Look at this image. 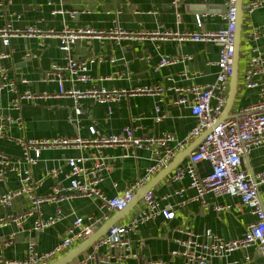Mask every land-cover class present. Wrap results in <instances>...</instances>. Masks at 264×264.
Masks as SVG:
<instances>
[{
  "label": "crops",
  "instance_id": "0c3cea01",
  "mask_svg": "<svg viewBox=\"0 0 264 264\" xmlns=\"http://www.w3.org/2000/svg\"><path fill=\"white\" fill-rule=\"evenodd\" d=\"M249 1L244 0V4ZM0 3L4 5L0 12V30L10 25L12 32L20 33V36L11 38L9 46H5L0 38V57L2 54H9L8 58H0V70H5L7 80L14 82L16 87L15 91L5 90L0 93V155H6L16 162L14 170H8L0 181V195L22 187V173L28 169V165L17 143L20 139L90 140L95 137L91 134L92 128L99 135L111 136L119 134L125 127H133L138 137H160L164 134L173 136L176 141L170 143L169 147L174 148L196 125L197 119L190 108L176 106L173 100L179 95L177 89L186 90L194 85L205 86L216 80L219 48L213 44L181 42L175 37L164 40L153 36L144 39L138 37L132 40L123 39L118 43L109 32L120 29L138 35L157 31L172 34L200 30L218 31L225 27L221 18L226 11L225 0H183L178 9L172 6V0H0ZM56 10L60 13L55 14ZM244 13L239 54V86L231 111L233 117L240 116L244 109L259 102L261 97L260 89L245 87V74L252 49L259 47L264 54L263 39L248 41V35L253 29L264 26V9L253 14ZM199 15L203 20L202 29L198 28L196 22ZM31 27L43 33L60 31L65 27L103 32L105 37L102 39L85 38L73 47L71 56L77 60H103L102 63L97 62L90 66L93 80L88 84H78L76 88L79 90L106 88L110 91L131 92L143 86L161 85L165 93L161 97L122 96L119 101L108 104H100L91 98L76 102L73 98L59 96L58 84L47 82L45 76L53 65H65L67 54L60 49L56 38L22 36ZM27 54L30 58H26ZM163 56L191 59L158 68ZM112 58L116 60L115 63L110 62ZM24 79L28 83H23ZM259 80L264 83V72ZM72 87V83H66L67 89ZM26 92L51 96L24 101L20 111L13 110V99ZM77 108L82 111L80 115L76 113ZM19 117L23 120V127L11 122ZM158 117L161 118L160 122H156ZM200 138L191 142L184 151L176 153L170 163L184 153L189 156L181 160V164L151 190L159 200L160 209L169 208L175 212V216L172 220L158 216L128 236L131 252L136 257L125 258L127 252L124 249H97L94 244L71 264L84 260L92 253L101 257L114 256L110 264H186L187 260L180 254L184 250L181 242L187 240L184 231L203 234L211 230L224 240L241 238L248 225L255 221V217L248 208L235 207L239 203L237 198H215L212 194H207L203 203L196 198L195 190L188 189V179L182 182L172 181L175 171L188 162L190 155L198 147L195 145ZM97 151L92 146L43 148L38 163L30 169L36 194L49 195L57 183L67 188L70 184L67 178L70 172L67 159L88 157ZM156 151V148L135 149L123 146L102 148L108 169L103 172V181L99 185L101 191L111 198L139 184L137 193L143 186L154 181L162 170L148 181L143 180L147 169L159 157ZM159 151L163 153L162 150ZM87 165L92 164L88 162ZM198 169L203 176L211 171L208 163L198 165ZM243 169L254 176L264 174V146L253 150L249 159L245 160ZM52 170H60V174L53 176L50 174ZM182 189L185 191L179 194ZM259 193L264 203V182L260 185ZM227 205L233 208L220 212L216 210V207ZM144 207L142 199L131 213L118 220L115 225L130 223ZM29 208L28 196H20L14 200L11 208L0 207V219L11 214H21ZM57 209L62 211V221L54 227L36 232L34 222L39 215L46 219L55 215ZM116 214L115 211L103 208L99 200L89 198H75L57 205L45 204L39 215L29 218L21 227L11 223L0 228V241L15 234L14 244L0 250V264H23L31 242L36 243L38 254L50 253L67 237L69 228L78 217H93L95 221L92 224L98 231L107 222L115 219ZM262 261L258 246L252 245L217 259L214 264H260Z\"/></svg>",
  "mask_w": 264,
  "mask_h": 264
},
{
  "label": "built area",
  "instance_id": "2783aa9c",
  "mask_svg": "<svg viewBox=\"0 0 264 264\" xmlns=\"http://www.w3.org/2000/svg\"><path fill=\"white\" fill-rule=\"evenodd\" d=\"M183 0H172V6L178 9ZM237 0H225L226 11L221 15L225 22V27L218 31H196L183 34H172L164 32L141 33L135 35L127 33L120 29L110 31L109 35L117 40H132L135 38L144 39L153 36L159 40L175 37L181 42H195L213 44L219 48V60L216 63L218 72L216 80L205 86L194 85L188 89H177L179 94L177 99L173 100L176 106L189 107L192 115L197 119L196 125L188 132L185 139L177 142L174 148L169 144L176 141L171 135H162L160 137H138L136 129L125 127L116 135L102 136L92 128L93 139L84 140L82 138L67 139L58 138L54 140H28L20 139L17 143L22 149L23 159L28 165V169L22 173V187L0 195V207L11 208L16 198L26 195L30 202V208L21 214H11L6 218L0 219V228L7 227L11 223H16L21 227L29 218L39 215L41 208L45 204H61L69 202L75 198H89L99 200L103 208L111 211L120 212L128 207L133 200L138 185L127 188L121 195L108 198L99 188L103 181V172L108 169L107 163L101 149L104 147H134L135 149L156 148V162L147 169L144 182L152 178L159 171L163 170L174 158L177 152L184 151L193 141L203 135L205 131L212 128V131L198 145L190 155L188 162L175 171L172 181L182 182L189 180L188 189L195 190L196 198L203 203L207 194H212L215 198L230 196L237 198L239 203L236 208H248L255 217V221L248 225L244 235L235 240H224L215 235L211 230L203 234H197L191 231H184L187 240L181 242L184 246L182 254L186 264H214L217 259L225 258L227 255L243 250L249 246L257 245L264 264V203L259 193L260 185L264 182V174L257 176L251 175L242 168L245 160L249 159L253 150L264 146V83L259 77L264 72V54L261 48L252 49V55L248 63L245 74V87L247 89H260L261 97L259 102L244 109L240 116L221 121L214 125L222 114L228 99L230 79L233 73L234 56L236 52V29H237ZM4 5L0 3V12ZM243 9L248 14H253L257 10L264 9V0H250L244 4ZM60 13L58 10L54 12ZM199 29L203 28V20L199 15L196 18ZM20 36L19 32H12L9 25L6 29L0 30V38L3 39L5 46L10 45L13 37ZM25 37L39 36L41 38H56L59 41L60 49L67 54V62L63 66L53 65L46 74L47 82H56L59 86V96L73 98L76 102L83 98H91L100 104H108L119 101L122 96H157L161 97L165 89L161 85H151L136 88L131 92L108 90L106 88H94L79 90L78 84H88L93 80L90 73V66L95 63H102V59L77 60L71 56L74 45L85 38L102 39L105 37L103 32H98L88 28L73 29L65 27L60 31H48L43 33L35 27H31L22 34ZM264 40V26L256 27L248 35V41ZM9 54H2L0 58H8ZM26 58H30L27 54ZM191 58L182 59L173 56H163L159 62L158 68L169 67L179 62L187 61ZM111 63L116 60L112 58ZM28 83L27 80H22ZM72 83L74 87L66 88V83ZM5 90L15 91V83L9 82L5 75V70H0V93ZM49 94H32L26 92L13 99L11 108L20 111L24 101H35L37 99L48 98ZM213 102L215 103L213 105ZM77 115L82 113L80 108L76 109ZM161 118H156L160 122ZM11 122L23 127L21 117L12 119ZM71 147L80 148L95 147L97 153L88 157H78L67 159V165L70 172L67 178L70 184L67 188L56 184L52 192L47 196H38L35 192V185L31 173V167L35 166L40 157L42 149L45 147ZM159 150H162V154ZM90 162L92 165L88 166ZM208 163L211 171L207 175H201L198 165ZM16 162L6 155H0V181L3 180L8 170H14ZM53 176H58L60 170H52ZM143 182V183H144ZM185 189L178 193L182 194ZM166 199V198H163ZM144 209L126 225H113L109 228L104 237L95 243L97 249L107 247L109 249H124L127 252L125 258L136 257L131 252V241L128 236L139 230L140 226L152 221L158 216H164L167 220H172L175 212L169 208L160 209L159 200L156 199L152 191L145 194L143 198ZM233 207L227 205L216 207L218 212L222 210H231ZM63 219L62 211L57 209L55 215L49 218L39 217L34 222V230L41 232L46 228L54 227ZM93 217H78L72 223L68 230L67 237L57 245L53 251L48 254L40 255L36 251V243L31 242L27 252V258L23 264H48L49 261L57 258L61 254L68 252L74 245L80 244L84 240L93 236L97 231L94 227ZM15 234L5 241H0V250L9 248L14 244ZM178 255L179 252H174ZM114 256H98L97 253L89 254L84 260L75 264H110ZM147 264H161L152 263Z\"/></svg>",
  "mask_w": 264,
  "mask_h": 264
},
{
  "label": "water",
  "instance_id": "95a60500",
  "mask_svg": "<svg viewBox=\"0 0 264 264\" xmlns=\"http://www.w3.org/2000/svg\"><path fill=\"white\" fill-rule=\"evenodd\" d=\"M244 0H237L236 8H237V29H236V52L234 56V63H233V73L230 79V87L228 93V99L226 106L217 119L215 126L229 118H233L231 111L235 102L236 95L238 93V86H239V54H240V45L242 43V26H243V19H244ZM212 131V128H209L207 131L203 133L201 138L196 142L195 146H198L204 138ZM189 155L184 153L183 155L179 156L173 162H171L168 166H166L155 178L154 181H151L147 185L143 186L140 190L137 191L133 200L130 202L128 207L123 211L117 212L115 219L107 222L104 226H102L97 232L93 234L90 238L84 240L76 247L68 251L63 256L57 258L56 260L50 262L49 264H71L74 260H76L79 256L84 254L90 247H92L99 239L104 237L108 232L109 228L115 225L118 220L125 217L127 214L131 213L132 210L141 202L144 198L145 194L150 192L153 187L157 184V182H162L165 178H167L171 172H173L181 162L187 158ZM182 160V161H181ZM243 168V164H242Z\"/></svg>",
  "mask_w": 264,
  "mask_h": 264
}]
</instances>
